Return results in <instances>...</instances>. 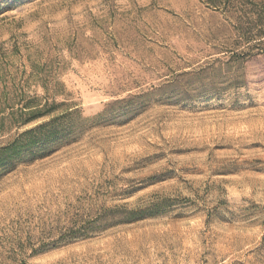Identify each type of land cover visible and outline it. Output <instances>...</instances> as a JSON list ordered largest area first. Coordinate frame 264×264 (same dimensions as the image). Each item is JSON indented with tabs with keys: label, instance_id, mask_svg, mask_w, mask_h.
I'll list each match as a JSON object with an SVG mask.
<instances>
[{
	"label": "rangeland",
	"instance_id": "1",
	"mask_svg": "<svg viewBox=\"0 0 264 264\" xmlns=\"http://www.w3.org/2000/svg\"><path fill=\"white\" fill-rule=\"evenodd\" d=\"M45 124L0 264H264V0H0V149Z\"/></svg>",
	"mask_w": 264,
	"mask_h": 264
},
{
	"label": "trees",
	"instance_id": "2",
	"mask_svg": "<svg viewBox=\"0 0 264 264\" xmlns=\"http://www.w3.org/2000/svg\"><path fill=\"white\" fill-rule=\"evenodd\" d=\"M48 112H43L41 110H31L27 114L29 119L26 120L30 122L32 120L43 117ZM49 126V125H48ZM47 125H40L33 129L24 132L15 141L7 144L5 147L0 149V169H5L14 159L19 158L21 155L25 154L28 150L43 146L49 140H53L55 132H44ZM44 132V134H43Z\"/></svg>",
	"mask_w": 264,
	"mask_h": 264
}]
</instances>
